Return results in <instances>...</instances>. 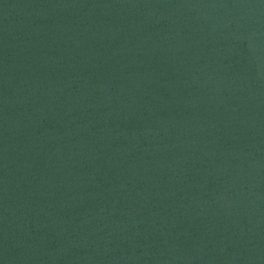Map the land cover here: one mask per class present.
<instances>
[{
  "label": "water",
  "instance_id": "1",
  "mask_svg": "<svg viewBox=\"0 0 264 264\" xmlns=\"http://www.w3.org/2000/svg\"><path fill=\"white\" fill-rule=\"evenodd\" d=\"M0 264H264V0H0Z\"/></svg>",
  "mask_w": 264,
  "mask_h": 264
}]
</instances>
